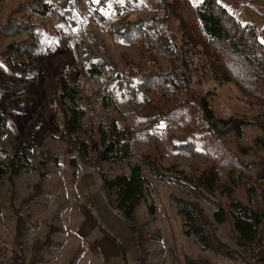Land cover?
<instances>
[{
    "label": "rangeland",
    "instance_id": "obj_1",
    "mask_svg": "<svg viewBox=\"0 0 264 264\" xmlns=\"http://www.w3.org/2000/svg\"><path fill=\"white\" fill-rule=\"evenodd\" d=\"M8 0L0 4V21L5 22L18 2ZM54 11L62 13L59 0H45ZM96 9L94 15L78 4L66 24L58 21L53 13L34 16L35 22H43L47 31L37 32L38 43L24 58L11 57L13 69L0 63V82L13 91L0 93V108L8 118V124L0 130V162L13 155L18 145L29 153V171L13 180L9 175L0 177V264H9L13 252L25 257V264L34 259L36 242H43L53 229V246L38 255L37 264H187V258L205 260L210 264H252L250 256L236 242V233L230 223L217 224L211 220L213 205L194 195H186L185 189L156 181L145 165V156H158L163 173L188 181L200 179L216 188L208 194L215 205L225 207L231 201L247 202L244 193L223 191L227 184L224 174L213 169L205 160L181 157L175 145V136L184 134L181 126L167 122L149 134L143 129V110L147 97L139 91L140 81L132 88L115 83L105 88L104 79L90 78L82 72L78 49L80 42L94 56L106 55L120 70L136 68L147 73H168L170 65L161 56L151 63L137 48L118 42L105 25L109 20L121 19L128 14L131 21L143 20L153 14H162L159 0H87ZM203 0H190L184 9L188 22H197L195 8ZM229 13L242 24L258 26L264 43V0H218ZM71 8V7H70ZM68 9V8H66ZM65 9V10H66ZM177 27L178 23L173 22ZM17 35L0 40V51L13 45L16 49L28 39ZM96 40L99 48L94 47ZM89 51V52H90ZM97 62L96 60H94ZM63 79L79 91L77 105L85 111L83 125L75 135L76 142L91 162L97 163L98 151L104 146L103 127L115 121V129L125 140L120 144L118 157L100 163L105 177L114 179L129 173V164H140L143 175L149 181L148 203L156 204V213L150 215L145 201L137 207L135 225L142 237L136 238L127 222L118 215L103 192L100 177L92 167L80 162L71 141L63 129L62 107L73 105L69 100H57L58 81ZM175 80L180 76L176 75ZM193 88L208 99L216 118H244L252 122L243 128L241 144L230 132L229 146L246 163L255 162L264 154V108L251 99L235 83L219 86L209 77ZM254 86V85H253ZM264 96V87L255 89ZM183 90L176 89L174 98H185ZM105 97L110 106L105 105ZM160 108L167 110L165 101ZM28 146V147H27ZM27 147V148H25ZM203 148L199 141L198 150ZM26 149V150H25ZM44 174V175H43ZM197 175V177H196ZM189 199L198 204L211 221L212 234L219 241L233 248L245 259H225L211 251H203L194 238L182 233L181 219L171 205V198ZM207 196V197H208ZM116 198V196H114ZM15 209L24 220L21 239L16 240L18 219Z\"/></svg>",
    "mask_w": 264,
    "mask_h": 264
},
{
    "label": "trees",
    "instance_id": "obj_2",
    "mask_svg": "<svg viewBox=\"0 0 264 264\" xmlns=\"http://www.w3.org/2000/svg\"><path fill=\"white\" fill-rule=\"evenodd\" d=\"M7 1L0 0V4L3 5ZM59 1L62 13L54 11L52 5L45 0L20 1L6 21H0V40L17 35L29 36L19 49L11 45L6 51H0L1 64L12 70L11 57H26L33 50L31 46L38 43L37 32L47 31L46 23L37 24L34 16L53 13L59 22L66 24V19L73 16L75 9L78 10L79 3L91 11L92 15L96 11L93 4H89L87 0ZM159 1L162 14L155 13L138 21H131L126 14L121 19L109 20L104 26L114 39L137 48L151 63L157 62L158 56H161L170 65L168 73H147L131 67L128 70H120L108 56H94L80 42L76 48L82 72L90 78L104 79L105 88L119 82L132 88L135 80L140 81L138 89L147 97L142 113L145 134H149L163 122L179 126L186 124L184 134L175 136L179 142L175 145L178 154L184 158L201 159L211 163L213 169L224 174L227 184H224L223 191L233 194L234 191L241 190L247 202L231 201L226 207L222 204L215 205L208 196L216 189L214 186L204 184L200 176L198 180L192 177L185 181L163 173L157 155L145 156V165L150 175L158 182L185 189L186 195H194L210 202L214 206L211 220L217 224L230 223L236 233V244L243 249V253L250 256L254 261L252 264H264V154L259 155L257 161L246 163L231 150L228 138L229 133L233 132L236 146L243 148L240 141L243 128L252 122L236 117L216 118L206 96H202L193 88L195 76L197 84H202L208 77L219 86L235 83L253 103L264 108V96L255 92L257 87H264V43L260 39L258 26L250 22L242 24L218 0H203L195 8L197 22H188L183 12L184 9H189L190 0ZM173 22H177L178 26H173ZM93 45L99 48L96 40ZM176 75L180 76L179 80L174 79ZM176 89L183 90L184 99L173 97ZM3 90L13 91L9 85L0 82V93ZM78 94L76 87L59 79L57 100H69L73 103L61 109L63 129L80 162L97 171L101 188L113 210L127 222L136 238H140L142 236L134 223L137 207L145 201L150 215L154 216L156 213V204L147 202L150 188L149 181L143 175V167L130 163L129 173L120 174L114 179L105 177L100 163L118 157L120 144L125 143L116 132L114 120L102 128L104 146L98 151L97 163L87 159L85 151L78 146L75 138L85 118V111L77 105ZM165 101L169 105L167 110L160 108ZM110 103V99L105 97V105L110 106ZM7 124L8 118L0 108V130ZM199 141L203 142L201 151L198 150ZM261 141V148L264 149V139ZM23 148V145H18L15 153L7 158V162H0V177L9 175L13 182L22 173L32 169L29 153L23 152ZM0 156H3L2 152ZM171 205L181 219L183 235L187 238L193 237L203 251H211L225 259L246 260L243 255H239L233 248L214 237L211 221L198 204L173 195ZM15 213L18 219L16 240H19L23 236L21 229L24 220L18 209H15ZM53 233L52 229L45 241L36 242L31 264L41 262L38 255L53 246ZM186 261L187 264H210L208 261L192 258H187ZM8 262L25 264V257L13 252Z\"/></svg>",
    "mask_w": 264,
    "mask_h": 264
}]
</instances>
